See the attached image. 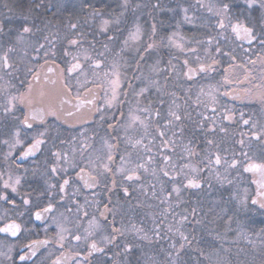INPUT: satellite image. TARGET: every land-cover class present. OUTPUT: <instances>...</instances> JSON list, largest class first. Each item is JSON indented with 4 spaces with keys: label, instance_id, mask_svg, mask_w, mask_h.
Masks as SVG:
<instances>
[{
    "label": "snow or ice",
    "instance_id": "1",
    "mask_svg": "<svg viewBox=\"0 0 264 264\" xmlns=\"http://www.w3.org/2000/svg\"><path fill=\"white\" fill-rule=\"evenodd\" d=\"M245 7L240 9L239 12H233V5L225 0H196L195 6L189 5L187 7L177 4L176 8H167V11L177 12L183 14V21L188 24H194L197 17L195 13L193 16H189V11L194 7L204 9L210 14L208 23L214 25V29H218L216 35H207L206 39L203 40H186V38L180 34L179 31H173L166 36H160L157 28V23H151L150 33H146L144 27L139 22V16L136 15V11L141 8L140 4L131 6L132 11V22L131 26L127 27V34L124 36L119 48L109 47L110 44H115L119 40V35H107L113 26L121 24V17L124 12L129 11L130 4L129 0H123L124 12L116 18H105L104 13L93 7L90 19L95 21L99 19V24L96 29H93V39L89 42V46L85 47L87 33L80 31V25L78 23H70L68 25L72 32L70 38L67 39V46L63 50V54L59 57L61 63H57V53L54 50H45L44 43L34 42L32 50L36 53V57L33 59H43V63L33 64L32 67L27 68V73L31 74L32 80L40 81L41 78L45 82L51 83L52 85H59L53 91H46L41 88L38 91L33 87L32 81L27 82L25 91L16 93L5 92L4 102L2 104V111L6 115H12L13 120L16 121L14 131L11 133V142L9 140L0 141V143L6 144L9 147L8 153L5 155L7 160L12 156V153L21 147L22 150L19 152V159L26 160L29 157H34L38 152H41L42 145L48 143V133L51 130V126L44 127L43 131H36L34 135L29 133L34 128H39L47 125L48 117H54L57 121H63L64 124H69V118L75 117L81 113L82 110L86 109L88 113V119H77L76 123L86 124L88 120H94L100 126H107L106 130L108 136L116 140V143H111L109 139L101 137L102 144L106 151L104 152L103 159L105 162L95 163L91 159L85 161L86 167H79L75 162L76 148L72 149L73 156L69 159V154L62 151H53L51 155L55 158L54 162L50 165L48 171L52 175H58L64 173L62 182L50 183L48 180L45 181L47 188V203L41 206L39 201L34 202L31 199V193H21L20 186L22 177L14 175L12 170L7 173L0 171V201H4L11 205L12 209L15 210L20 207L14 198H11L12 194L20 196L22 199V205L24 211L16 213L18 217H23L26 213L34 217L36 221L45 220L51 214H53L57 208V203L54 202V196L59 194L60 201H63L65 197L69 195L68 188H72V195L75 196L80 193V187L76 186V182H80L82 187L85 189H92L101 184V181H107L111 178V187L108 183L104 184V187L109 192L113 188L117 187L116 177H121L120 186L125 197L129 196V187L125 185L136 184L141 179V170L148 172L147 164L153 162L154 157L151 155V145L154 144L157 138L160 140L158 146L162 149H173L176 143L174 137L177 136L176 131H172L171 136L168 135L169 130L176 126L177 122L182 121V116L179 114L180 105L176 103L177 93H168L165 90V86L161 85L160 80L154 77H158L162 72L159 67L160 61L156 60L154 63H149V59L152 57L154 51L161 47L169 49H176L181 53H187L188 56L194 57V60L185 58L182 63V69L177 72L176 78L179 79L182 75L188 81L194 80L198 76H207L209 73L216 71V66L221 63V60L217 57H228L230 61L228 68L224 70L223 84L221 87L230 85L233 83L239 84L241 81L230 79V75L236 68L244 69V79L249 80L252 76L253 69L249 68L251 64L255 66L259 62L262 66V72L260 79L262 81L260 87L264 88V57H258V60L246 59V63H237V48L243 49L245 43L249 45L248 49H244V52H250L253 44H258L262 51H264V0H244ZM39 4H35V8H39ZM147 7V5H144ZM153 9H161L159 0L157 3L152 5ZM163 10V9H161ZM11 11V9H9ZM32 9H29L31 12ZM178 13V14H179ZM253 13H258V16H254ZM243 17V18H241ZM11 19V17L9 18ZM22 23L19 28L15 30L14 39L7 41V47L0 49V72L7 75H11L12 72L18 70L15 61L12 59V55L17 52L18 46L25 44L27 38L34 35L33 27L31 23V17L29 15L21 14ZM180 21H177V29H179ZM202 27H207L208 24H202ZM5 30L3 21H0V33ZM39 31V29H36ZM9 32H12V28H9ZM119 32V29H118ZM122 34V33H121ZM103 35L107 40V43L102 44L103 50H97L98 41L96 36ZM145 37H147L145 39ZM45 41H48V37H44ZM51 43L50 41H48ZM222 42H231L235 44V47H230L228 51L224 50L225 44ZM238 42V43H237ZM189 43H195L198 47L189 48ZM213 45L214 50H213ZM55 45H52V49ZM74 50V51H73ZM43 53V57H40V53ZM203 52V55L199 53ZM25 55L27 52L25 51ZM51 57V59H49ZM168 64L173 72L176 71V65L172 63L170 59ZM63 65V66H62ZM195 65V66H193ZM183 69H186L184 71ZM89 72L93 79H88ZM131 73V75H129ZM55 77V79H52ZM83 77V80L81 79ZM2 79V77H0ZM75 79L76 90L73 94V87L71 81ZM167 81V77L164 78ZM138 82V83H137ZM24 84V81H21ZM92 84L89 88L87 85ZM8 87H15L14 85L8 84ZM83 90V94L81 93ZM155 90L156 99L159 104L163 105L165 100L164 96H171L172 103L168 107L167 118L164 119L163 125L159 123V119L162 117V113L159 109L154 107V100L152 98V92ZM5 88L0 85V92H4ZM187 91V90H186ZM219 87L210 88L205 93L204 89H200V95H207L212 105H218V93ZM250 90L242 89L237 91L231 89L223 93L224 96H232L236 99H243L245 95H249ZM59 97V104L52 102L53 97ZM75 101V103H74ZM201 101L198 97L196 103L199 104ZM65 105L70 106L72 110H66ZM205 107H208L205 104ZM20 111L21 115L17 116L15 113ZM211 111L216 113V107H212ZM22 117V118H21ZM153 117L156 119L154 120ZM221 119L226 121L235 120V113L232 109L224 108L221 113ZM240 121L243 124L248 125L252 123V127L256 125L251 119H244V113L239 115ZM211 120L212 124L208 126L207 131L212 134L215 130L216 117L204 116L199 126L204 127L205 122ZM141 130L142 134L139 138L128 135L129 130ZM123 130L125 133L124 142L130 145L133 149L142 150L143 153L147 154V161L131 164V153L125 155H119L121 164L118 167H113L112 162L114 157L118 155V145L120 138L119 136L112 137V132H119ZM179 133L182 135L184 128H179ZM220 132H226V129L221 127ZM264 133V129L261 130ZM153 132L155 134H153ZM87 129H83L79 132L80 140V155L83 157V153L90 149L92 145L89 143L91 137L86 135ZM23 135V138H22ZM253 137L257 140H261V135L253 132ZM54 139L59 140V131L57 126V135ZM78 137L73 135L71 142H76ZM145 139H148V143H144ZM30 142H27L29 141ZM27 142V146L24 145ZM61 144L65 143L63 140H59ZM264 143V140H261ZM240 145H244L245 141H238ZM209 146L215 144L214 140H207ZM218 148L219 146L216 145ZM188 158L198 155L194 149L187 145L184 148ZM164 166L159 169V173L156 169L152 170V175L159 178L160 175L163 177H169L171 181H176L178 177L183 178V185L174 183L172 190L168 192L161 203H168L173 195L177 197L183 188H195L201 187V179L199 174L205 169L210 171V174L215 170V179L223 184H231L232 181L227 179V173L230 170H235L237 176L241 175V169L243 173H251L254 177L253 183L256 185L255 189L244 188L243 193L233 192V198L236 199L237 204L240 208L245 211L251 209L259 210L264 213V158H255L254 155H249L248 151H241L239 158L235 152L232 154V158L225 155H221L220 151L208 152L204 160V168L197 167L191 163L177 166L172 163V157L163 155ZM102 157L97 156V161H100ZM139 159V157H138ZM62 162L67 166H61ZM171 165V172L168 170ZM90 166V170H89ZM223 166L225 174L222 175L218 167ZM19 167V165H17ZM79 170L75 172V179L67 175L69 168H77ZM27 172V169H25ZM153 189L155 185L152 186ZM143 190V186H141ZM164 191L163 181H161V192ZM45 192H41L40 196H45ZM155 195V191H153ZM97 193H92V203L95 205L99 218L93 214L88 220V227L83 230V233L79 231V220L85 217H89V212L86 211V207L89 205L87 197L85 198V204L81 205L77 201L76 212L78 214V222L76 226V232L64 227L56 218L53 216V223L57 228V232L52 241L48 239H27V243H21L19 245L21 254L18 255V259L21 264H26L32 257L37 255V251L40 246L48 245L49 243H55L59 246L60 255L57 256L53 264H68V261H73V264H86L89 257H92L96 253H105L108 245H113L117 242L119 237H124L127 232H134L143 240L150 241L155 238L159 240L160 236V225L156 224L153 229L152 237L144 230L143 227H137L135 224L131 225L130 228L116 227L115 226V211L114 207H110L111 198L109 197V203H104L103 208H100L101 201L95 199ZM171 205H169L170 210ZM32 209H35L33 212ZM195 209H192V214L195 215ZM82 213V215H80ZM111 214L113 220L107 222V216ZM175 216V213H173ZM61 217L63 214L61 213ZM101 218L108 223L106 227L105 223L101 222ZM7 220V222H3ZM188 220L187 215H181L177 224L180 227L168 226V232L178 234L180 242L173 241L170 244L172 251L167 252V256L170 258V264H178V258L181 251L184 250L186 245H190L191 241L188 236L181 230L183 224ZM0 233L10 235L17 239L20 238L21 233L28 232L29 230L24 228L21 223L17 222V219L11 217H0ZM199 223V221H197ZM110 227V231H109ZM47 231V228L45 229ZM264 231V230H262ZM72 241L77 244L83 242L85 246V254L81 259V252H71L66 255L63 251L66 243L70 244ZM119 247V245L117 244ZM133 244L125 242L123 244V253L127 254L133 250ZM13 246H9L7 253H0L4 255L8 260H12L10 253L12 252ZM203 254V253H201ZM117 256L120 253H116ZM116 264V261L113 262ZM145 264H154L150 258H146Z\"/></svg>",
    "mask_w": 264,
    "mask_h": 264
},
{
    "label": "flooded vegetation",
    "instance_id": "2",
    "mask_svg": "<svg viewBox=\"0 0 264 264\" xmlns=\"http://www.w3.org/2000/svg\"><path fill=\"white\" fill-rule=\"evenodd\" d=\"M7 2H17L18 8L19 6L31 8L32 11L29 16L31 17V23L34 25L33 31L35 35H37L39 32H44V30H52L55 27V16L63 11L69 12L71 14H76L77 19L75 21H70L71 23H78L80 25V31L87 33L86 36V42L85 46H89V42L93 39V29H96V26L99 24V19L97 18L95 21L90 19V14L92 11V8L88 7L87 5H92L95 8L100 9L103 13L105 18H116L119 17L122 12H124L122 3H120V0H68L69 2L64 6L60 7V5H56V0H6ZM5 1V2H6ZM45 1V4H44ZM175 1L177 3V0H159V3L161 5V9H153L152 5L157 3V0H129L130 9L127 12H124V15L126 14V19L124 15L121 17V23L123 20V26H113V28L109 31L108 35H120L124 31H127V27L131 26V22L133 19L131 6H134L135 4H140L141 8L136 11V15L139 16L142 13L140 22L141 25L145 27V32L150 33L151 31V23L156 22L157 28L160 36H166L173 32L175 29H177V17L170 18L169 15H171L170 11H167V8L169 7V2ZM232 0H225V2H230ZM237 2H243V0H235ZM131 2V3H130ZM35 4H39L40 7L34 8ZM144 5H147V7H144ZM243 5V3H242ZM58 6V7H57ZM60 9V10H57ZM123 10V11H122ZM38 11V13H37ZM120 11H122L120 13ZM254 16H258V13H253ZM40 17L42 19H40ZM45 21V22H44ZM17 22H19L18 26L22 23V20L19 19ZM39 22H42L39 24ZM14 23V24H12ZM198 25V24H197ZM15 22H9L8 25H5V30L9 28H14ZM181 28V27H180ZM179 28V29H180ZM36 29H39V31H36ZM119 29V32H118ZM188 28L185 27L182 28V32L184 31L186 35L184 37L192 41V40H198V26H195L194 28ZM4 30V32H5ZM204 30V29H203ZM218 29H214V25L209 24L206 32L209 35H216V32ZM3 32V33H4ZM5 34V33H4ZM101 36V35H100ZM100 36H96V40L98 41L97 44V50L102 49V44L107 43V41H103V38ZM49 37V33H48ZM98 37V39H97ZM7 39L10 40V38L7 36ZM147 37H145L146 39ZM117 40L115 44H118ZM44 42V41H43ZM42 42V43H43ZM121 43V42H120ZM225 44L224 50L228 51L230 47H235V44H232L231 42H222ZM238 43V42H237ZM195 43H191V47H194ZM113 44H110V47ZM213 45V50H214ZM249 45L247 43L244 44L243 49L237 48L236 55H237V61L239 63H246L245 57L247 59L256 60L258 57H264V51L261 50L260 46L258 44H253L252 49L250 52L245 53L244 49H248ZM23 52H20L22 54ZM18 54V52H17ZM203 55V52H201ZM21 58V57H20ZM34 56L21 58V60L12 59L15 61V65L18 70L12 72L11 75H7L3 73L2 75L10 77L11 79H14L18 81L15 88L12 90V93L25 91L27 87V82L32 81L33 87L38 91L39 89L43 88L46 91H53L59 87V85H52L51 83L45 82L43 78H41L40 81H34L32 80L31 74L27 73V68L32 67L33 64H39L43 63V59H33ZM185 58H189L190 60H194V58L191 57H184L182 54H178V51L176 49H169L166 47H161L158 50L154 51L152 54V57L149 59V63H154L156 60L160 61L159 67L162 69V72L158 77H154L156 79L160 80L161 85L165 86V90L168 93L176 92L177 98L176 103L180 105L179 114L182 116V121L177 122L176 126L169 130L168 135L171 136L172 131H176L178 134L176 137H174L176 143L174 145L173 149H160L158 146L160 145L159 138L156 139L153 145H151L152 152L151 155L154 157L153 162L150 164H147L148 172H144L141 170V179L136 184H130L125 185L129 187V196L125 197L122 191V187L120 186V180L121 177L117 176V187L113 188L111 192L108 191L107 188L104 187L105 183H108L109 187H111V178L107 181L102 180L101 184L95 188L92 189H85L82 187V184L80 182H76V186L80 187V193L73 196L72 195V188H68L69 195L65 197L63 201H60L59 194H56L54 196V202L57 203V208L53 214H51L48 218L41 221H36L34 217L30 216L28 213H26L23 217H18L16 213L20 211H24V206L22 205V199L20 196H17L15 194H12L11 198H14L18 205H20L19 208L13 210L11 205L7 204L4 201H0V217H11L13 219H17L18 223H21L22 226L26 229H28V232L21 233V236L19 239L15 237H11L10 235H6L4 233H0V253H7L9 246H13L12 252L10 255L12 256V260H8L6 256L0 255V264H21V262L18 259V255L21 254V249L19 245L21 243H27V239H48L49 241H52L55 237V234L57 232V228L55 224L53 223L52 217L54 216L57 221H59L62 225L70 223L71 214H76V202L78 201L79 204L84 205L85 204V198L87 197L89 201V205L86 207V211L89 212V217L91 215L95 214L99 218L98 211L95 207V205L92 203L93 197L92 193H97V196L95 199L101 201L100 208H103L104 203H109V197L111 198V203L109 204L110 207H114V211L116 213L115 215V226L121 227L124 224V220L119 219L120 210L119 208H126L133 204V198L135 196L136 190L140 192L149 193L153 189V185L156 184L155 177L151 174L153 169H156L159 173V169L164 166L163 161V155H168L172 157V160H175L177 163L175 164L177 166V170L179 169L180 165L188 164V162H193L194 160L201 159L204 160L205 155L208 152H215L214 151V145L209 146L207 144V140L215 139V131L212 134H209L207 131L208 126L212 124L211 120H208L205 122V125L203 128L199 126L201 120L204 116H215L216 117V123H215V129L218 128H225L227 126H232L234 129H239V135L242 140L245 142L249 139H253L252 130L260 128L264 123V98H262L260 101H251L249 95H245L243 99H236L232 96H224L223 93L225 91H229L231 89H236L237 91H240L242 89H252L255 85H258V80L260 78L261 72H262V66H259V71L257 73V76H254L252 74L251 77H249V80L244 79V69L243 76H240V78H231L232 80H239L241 83L236 84H230L226 85L225 88H223V91H219L218 99L219 104L218 105H212L207 97V95H200V89L203 88L204 92L207 93L210 88H216V86L220 87V85L223 82V72L224 67H226L230 61L228 60V57H217L221 60V63L216 66V71L209 73L206 77L205 76H198L192 81H188L185 77L182 75L179 79L176 78L177 72H180L182 69V63ZM51 59V57H49ZM172 60V63L176 65V71L173 72L168 64L169 60ZM23 60V61H22ZM57 63H61L59 60V57L57 58ZM257 65V64H256ZM253 66L251 64L248 65V67L257 68V66ZM63 66V65H62ZM195 66V65H193ZM186 71V69H183ZM254 70V69H253ZM131 75V73H129ZM12 76V77H11ZM165 77H167V81H165ZM52 79H55V77H52ZM88 79H93L91 76V73L89 72ZM75 80V79H73ZM261 80V79H260ZM259 80V81H260ZM21 81H24V84H21ZM138 83V82H137ZM261 83V82H260ZM73 87V94H75V83L71 84ZM87 87L91 88L92 84L87 85ZM187 90V91H186ZM81 93L83 94V90L81 89ZM3 95V94H2ZM4 97V96H3ZM200 99V103L197 104V99ZM152 98L154 100V107L156 109H159L162 113V117L159 119V123L163 125L164 119L167 118V111L169 105L172 103V97L171 96H164L162 97L165 100V103L163 105L159 104L158 99H156V93L155 90L152 92ZM0 102H4V99H2ZM52 102L55 104H59V97H53ZM75 103V101H74ZM2 104L0 106H2ZM205 104L208 105V107H205ZM212 107H216L217 111L216 113H213L211 111ZM66 110H72L70 106L65 105ZM224 108L232 109L235 113V120L233 121H226L221 119V113ZM244 113V119H251L253 123H255L256 127H252V123L245 125L242 121L239 119L240 113ZM15 115L20 116V111H17ZM22 118V117H21ZM77 119H88V113L87 110H82L81 113L77 114L73 118H69V124H64L63 121H57L54 117H48V123L47 125L39 128H34L29 135H34L36 131H43L44 127L51 126V130L48 133V143L45 145H42L41 152H38L34 157H29L26 160L19 159V152L22 150L21 147H18L16 151L12 153V156L9 157L7 160L5 159L6 153L9 151V147L6 144L0 143V171H3L7 173L9 170H12L14 175H19L22 177V182L20 186V192L21 193H31V199L34 202L39 201L41 203V206L47 203V193L45 192V189L47 188V184L45 183L46 180H48L50 183H60L62 182V177L65 175L64 173H59L58 175H52L50 171H48L50 165L54 162V157L51 155L53 151H62L67 152L69 154V159L71 160L73 153L72 149L76 148L77 151L75 153V162L79 165V167H86L85 161L88 159H91L93 162L99 164L102 162H105L103 159L104 152L106 149H104L101 137H104L105 139H109L111 143H116L115 139H112L108 136L107 132L110 130H106L107 126H100L98 125L94 120H88V123L86 124H78L76 123ZM155 120L156 118L153 117ZM16 121L13 120L12 115H6L2 111V107H0V141L3 140H9L11 142V133L14 131L16 126ZM57 126L59 131V140L65 141V143L61 144L59 140L54 139V137L57 135ZM183 127L184 132L181 135L179 133V128ZM83 129H87L86 135L91 137L89 140V143L92 145L90 149L85 151L83 153V157L80 155V140H79V132ZM142 134L141 130H132L130 129L128 132V135L134 136L135 138H139V136ZM153 134H155L153 132ZM73 135H76L78 137L76 142H71V137ZM119 136L120 141L118 145V155L114 157V160L112 162L113 167H118L121 164V161L119 160V155H125L127 153H131V164L141 163L147 161V154L143 153L142 150L139 149H133L130 145L125 144L124 142V136L125 133L123 130H120L117 132H112V137ZM23 138V135H22ZM255 139V138H254ZM257 142L261 143V140L255 139ZM215 141V140H214ZM27 142H30L27 141ZM27 142L24 145V147L27 146ZM144 143H148V139H145ZM190 145L198 155H195L191 158L187 157L186 152L184 151L185 146ZM97 156L102 157L100 161H97ZM139 157V159H138ZM19 165V167H17ZM61 166L66 167L67 165L62 162ZM79 167L73 169L69 168L67 175L73 177L75 179V172L79 170ZM27 169V172L25 171ZM90 170V166H89ZM169 171H171V165H169ZM162 176V175H160ZM163 177V176H162ZM251 179L253 180L254 176L250 175ZM141 186H143V190H141ZM255 189V188H254ZM45 192V196L41 197L40 193ZM182 192V191H181ZM182 193H180L181 195ZM34 212L35 209H32ZM61 213L63 214V217H61ZM113 220V217L111 214L107 216V222H111ZM3 222H7V220H4ZM101 222L106 224V227H108V223L105 222L101 218ZM0 226H2V223H0ZM47 228V231L45 229ZM110 231V227H109ZM119 240V238H118ZM117 240V242H118ZM74 244H77V242L73 241ZM116 243L113 245H109V247L116 246ZM114 246V247H115ZM69 250L71 252L79 251L81 252V259H83L85 254V246L83 245V242L77 244V247H72L70 244L66 243L65 249L63 250L65 254L67 255L69 253ZM60 249L59 246L55 243H49L48 245L40 246L39 250L37 251V255L35 257H32V259L26 264H53V261L56 260L57 256L60 255ZM109 249H106L105 253ZM105 253H96L92 257H89L86 264H99L101 260V256ZM69 264H73V261L70 260Z\"/></svg>",
    "mask_w": 264,
    "mask_h": 264
},
{
    "label": "trees",
    "instance_id": "3",
    "mask_svg": "<svg viewBox=\"0 0 264 264\" xmlns=\"http://www.w3.org/2000/svg\"><path fill=\"white\" fill-rule=\"evenodd\" d=\"M58 19V23L64 27L66 24L69 25V20L75 21L77 19L76 14H71L69 12H61L56 15L55 21ZM70 22V23H71ZM57 26V25H56ZM202 33H207L206 30H202V28H198V37ZM220 129V128H219ZM226 132H220L218 128L215 130V144H214V151H220L221 155H225L229 158H232L233 152L236 153L237 158H239V153L241 151L251 150L257 154V159L262 158L260 154L261 146L259 142H257L254 138L249 139L245 142L242 146L238 143V141L242 140L239 135V129H234L232 126L225 127ZM216 145L219 147L217 148ZM258 151L260 153H258ZM173 164L177 162L172 160ZM183 162L182 164H184ZM197 167L204 168V163L201 159L194 160L193 162H188ZM222 168V166H219ZM215 172L214 170L211 172L208 169H205L203 172L199 174V178L201 179V187L198 189L195 188H183L182 194L179 197H175L178 201L180 199L182 201V206L189 215V221L185 224L183 228V232L188 236L189 240L191 241L190 245H186L185 250L181 251L178 264H190L188 262L189 258L194 259L199 264H203L202 260L199 259L198 251L204 250V252H208L210 247L212 246L210 243V239L214 236V233L223 230V224L226 221V217L224 216L218 224V227L215 228V232L211 231L209 236L206 234V230L203 228L207 226L206 221H211L214 217L216 210L220 208L224 204H220V202H234L236 204V200L231 198V194L235 192L236 182H242L243 179H250V174L243 173L241 169V175L238 177L234 175L235 170H230V174L227 175V179L231 180L232 183H219L215 179ZM233 174V176H231ZM161 181H163L164 191L161 192ZM155 188L152 189L149 193L140 192L136 190L135 196L133 198V204L129 207L122 208L119 214V219L124 220L123 227L130 228L131 225L135 224L137 227H143L144 230L148 233L150 237H152L153 229L155 228L156 224L160 225V236L159 240L153 238L150 241L143 240L139 236H137L134 232H127L124 237H119L117 244L119 247H109L107 246L106 249H109L107 254H103L101 256V260L99 264H113L116 261V264H145L146 258H150L154 264H170V258L167 256L168 251H172L170 248V244L175 241L177 243L180 242L178 234L168 232V226L171 225L175 229L180 225L177 224V221L180 219L174 208L176 209L177 203L170 204L168 203H161L163 197L170 192V188L174 183L183 185V178L178 177L176 181H171L169 177H162L159 178L155 177ZM253 186V185H252ZM213 187V188H212ZM254 188V186H253ZM212 191L210 192V190ZM153 191H155V195H153ZM214 202L217 204L214 205ZM169 205H171L170 210ZM234 208V207H233ZM192 209H195V215L192 214ZM178 211V209H176ZM214 210V212H213ZM174 211L175 216L172 214ZM230 212V211H229ZM229 214V213H228ZM232 214V213H231ZM229 215V217L233 215ZM227 215V214H226ZM238 216L237 214H235ZM239 215L241 218V223L243 224L244 228L242 229L243 233L238 238H241L242 242H234V234L236 231L231 233V237H229L230 241L226 243V247L229 248V251L223 253V256L219 257L222 259V262H232L233 264H264V246L259 250L257 253L251 252V244H253L248 238H245V235L251 234L252 230L249 227H252L248 222L256 221L250 218L249 215L245 214ZM194 218H197L199 223H197ZM220 218V217H219ZM246 220L247 222H245ZM253 220V221H252ZM210 224V223H209ZM250 224V225H249ZM197 231H196V226ZM203 225V226H202ZM244 232H246L244 234ZM209 239L204 240V237ZM235 238V239H238ZM234 243H231L232 241ZM125 242H129L133 244V250L130 253H123V244ZM199 244V245H198ZM198 246H202V248H198ZM207 250V251H206ZM116 253H120L119 256ZM203 254H201L202 256ZM206 258V257H204ZM226 264V263H225Z\"/></svg>",
    "mask_w": 264,
    "mask_h": 264
},
{
    "label": "rangeland",
    "instance_id": "4",
    "mask_svg": "<svg viewBox=\"0 0 264 264\" xmlns=\"http://www.w3.org/2000/svg\"><path fill=\"white\" fill-rule=\"evenodd\" d=\"M5 1L6 0H0V21H3L4 25H6V26L8 25L9 22H15V26L12 29L11 33L9 32V29L5 30V32H4L5 34L0 33V49L7 47V41H9V39L6 38L7 36L10 39H14L15 30L17 28H19V26H18L19 22H17V21L19 19H21V14H23V15L32 14L31 12H29L30 8L23 7V6H19V8H18L17 2L14 1V2L9 3L7 1L6 2ZM18 1H20V0H18ZM177 1H178L177 3H175V1H170L168 8H176L177 4H181L185 7H187L189 5L195 6V4H196V0H177ZM68 2H69L68 0H56L55 4L60 5V7L61 6L64 7ZM120 3H122V5H123V0H120ZM242 3H243V5H242ZM44 4H45V1H44ZM231 4L233 5V12L234 13L239 12L240 9H243L245 7L244 0H243V2H240V3L235 1V0H232ZM9 9H11V11H9ZM57 10H60V9H57ZM122 11H120V13ZM37 13H38V11H37ZM178 13H179V10L177 9V12H171V15H169V17L170 18L177 17L178 21H180L179 28L180 27L181 28L175 29L174 31H179L180 34L183 36L186 34H184L185 33L184 31L182 32V30H181L182 28L184 29L185 27H187L189 29V28H194L195 26H198V28H202V30L203 29L206 30L208 26L202 27L201 25L202 24H208L209 25L208 18L210 16V14L207 13L204 9H199L198 7H194L193 9H191L189 11V16H193V14L195 13V16L197 17L194 24H188V23L184 22L183 18H182L183 14L182 13L178 14ZM141 16H142V13L139 15L140 19H141ZM10 17H11V19H9ZM124 17L126 19V14L124 15ZM55 18H56V16H55ZM241 18H243V17H241ZM40 19H42V18L40 17ZM140 19H139V22H140ZM123 20H124V18L122 19L121 26H123ZM56 22L57 23L59 22L58 19H56V21H55L54 29H52V30L46 29V30H44V32H39L37 35H35V33H34V35L29 36L27 38V42L25 44L18 46V48H17L18 54L16 52L15 54L12 55V57L14 59L18 58L19 60H21V58H26V57H31V56L36 57V53L32 50L31 45L34 42L42 43L43 41H44L43 43L45 44V50H54L57 53V58L60 57L63 54L64 48L67 46V39L66 38H70L72 35V32L69 29L67 24L64 27H61L62 25L57 24ZM41 23L42 22H39V24H41ZM140 23H142V22H140ZM12 24H14V23H12ZM144 30H145V27H144ZM48 33H49V37H48ZM126 34H127V31L126 32L124 31L122 34H120L118 44H113L111 47H115L118 49L120 46V42H122V40ZM207 35H209V34L208 33H202L198 37V40L206 39ZM44 37H48V41H50L51 43H49L48 41H45ZM100 37L103 38V41H107L103 35H101ZM97 39H98V37H97ZM187 40H189V39L187 38ZM53 44L55 45L54 49H52ZM85 47H88V46H85ZM109 47H110V45H109ZM188 47L192 48L191 43L188 44ZM194 47H198V46L196 44H194ZM101 50H103V49H101ZM25 51L27 52V55H25ZM20 52H23V53L20 54ZM178 54H182V56H184V57L185 56L190 57V56H188L187 53H181L178 51ZM199 54L202 55L201 52ZM40 57H43L42 52L40 53ZM191 58H194V57H191ZM256 60H258V58ZM237 63H239V62L237 61ZM228 65L226 67H224V70L226 68H228ZM256 66H257V68H252L253 66L250 67V68L254 69L252 72V74H254V76H257V73L259 71V66H261V64L259 62H257ZM242 71L243 70L241 68L234 69L232 74L230 75V79L233 77L234 78H240V76H243ZM2 74L3 73L0 72V77H2V79H0V85L4 86L5 91L0 92V101L2 99H4L3 96H5V92H11L12 93V90L15 88V87H8V84L10 83L11 85L16 86V84L18 83V81L11 79L10 77L4 76ZM223 77H224V72H223ZM81 79L83 80V77H81ZM259 80H260V78H259ZM259 80H258V85H255V83H253L254 87L252 89H249L250 90L249 96H250L251 101H255V100L260 101L262 98H264V88L260 87L262 81L261 80L259 81ZM74 83L76 84V81L72 80L71 84H74ZM222 84H223V82H222ZM75 87H77V86L75 85ZM216 87H218V86H216ZM223 88H225V86L224 87L220 86L219 87L220 91H223L224 90ZM1 104H2V102H0V105ZM262 129H264V123L260 128L253 129L252 132H256V133L260 134L261 140H264V133H262V131H261ZM259 144L261 146V150H260L261 153L259 151H258V153H260L262 155V158H264V143L261 142ZM246 151L249 152V155H254L255 158L257 157L256 152L254 153L251 150H246ZM218 170L222 175L225 174L223 166H222V168H219ZM213 173L215 174V172H213ZM229 174H230V171L226 175H229ZM234 175H237L236 172H234ZM231 176H233V174ZM236 185L237 186L235 188V192H239L241 194L243 193L244 188L254 189L252 186L253 183H252L251 177H250V179H246V178L243 179L242 182H236ZM172 187H173V185H172ZM172 187L170 188V191L172 190ZM211 191H212V189L210 190V192ZM175 197H177V196L175 193H173V195L170 199V204L171 203L173 204V200H175L174 203H177L176 209H178V211L175 208L173 210L176 211L178 217L181 215H187V212L185 211V209L182 206L183 205L182 201L180 199H178V201H177L175 199ZM231 198H233L232 194H231ZM217 202H219L220 204H224V205H222L220 208H218V210H216V213H215L214 217L211 219V221H209V220L206 221L207 226L203 227L206 230V234L209 236V233L211 234V231L215 232L214 230H216L215 228L218 227L219 221L224 216H228V217H226V221L223 224V230L222 231L218 230V232L214 233V236L210 239V243L212 246L210 247L209 251L207 253L204 252V250L198 251V253H199L198 256H199V259L202 260V263L203 264H225V263L226 264H233L232 262H225L224 263V262H222V259H220L219 257L223 256V253H226L229 251V248L226 247V245H227L226 243H228L230 241L229 237H231L230 235H231V233H233V231H236L234 234L235 236H234L233 241L234 242H242L241 238H238L240 235H242V233H243L242 229H244V228H241V227H243V224L241 223L242 220L239 217V215H241V214H244L243 216H245V214H247L250 216L251 219L256 220V221L252 220L253 223L248 222L251 225H253L252 227H249V228L255 229V231L252 230L251 231L252 233L245 235V238L248 237V235H249L248 239L253 243V244H251V252H253V253L259 252V250L264 246V231H262V230H264V213H261L259 210H256V209H251L249 211H245L244 209L239 207V205L237 204V201H236V204L234 202H232V203L231 202H220V201H217ZM215 204L216 203L214 202V205ZM119 210L121 211L122 208H119ZM213 212H214V210H213ZM173 213H174V211H173ZM230 214L233 216L229 217ZM235 214H237L238 216H236ZM80 215H82V213ZM187 217H188V220L183 224V226L181 227V230H183V228L185 227V224L188 223V221H189V215H187ZM89 219H90V217H85V218L79 220V231H80V233H83V230L88 227V220ZM194 220L198 221L197 218H194ZM244 221L247 222L246 220H244ZM69 222L70 223H68L67 225L63 224V226L72 230V232L75 233L77 222H78V214L77 213L71 214V218H70ZM195 226L196 225H194V227ZM195 228L197 231V226ZM245 233L246 232H244V234ZM235 238H238V239H235ZM207 239H209V238H207L205 236L204 240H207ZM233 241L231 243H234ZM70 245L72 247H77V244H74L73 241L70 243ZM178 245H179V243H178ZM198 248L200 249V248H202V246H200V247L198 246ZM184 250H185V248H184ZM201 253H203L202 256H201ZM204 257H206V258H204ZM188 262L190 264H199L198 262H196L192 258H189ZM118 264H122V263H118Z\"/></svg>",
    "mask_w": 264,
    "mask_h": 264
},
{
    "label": "water",
    "instance_id": "5",
    "mask_svg": "<svg viewBox=\"0 0 264 264\" xmlns=\"http://www.w3.org/2000/svg\"><path fill=\"white\" fill-rule=\"evenodd\" d=\"M248 174L252 175L251 173H248ZM254 179H258V177H254L253 180H254ZM253 180H252V183H253ZM253 186H254V188L256 187V185H255L254 183H253ZM69 263H70V261H68V264H69Z\"/></svg>",
    "mask_w": 264,
    "mask_h": 264
}]
</instances>
